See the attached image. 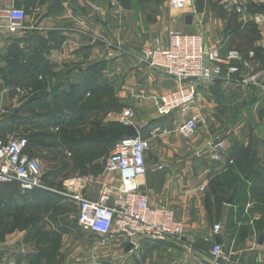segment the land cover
Masks as SVG:
<instances>
[{
  "label": "crops",
  "instance_id": "obj_1",
  "mask_svg": "<svg viewBox=\"0 0 264 264\" xmlns=\"http://www.w3.org/2000/svg\"><path fill=\"white\" fill-rule=\"evenodd\" d=\"M14 1L2 0V5L13 7ZM22 1L28 13L26 30L10 38L0 33V57L7 56L17 41L28 57L31 51L42 53L49 63L46 73L52 71L54 75L39 80H46L50 89L58 84L65 86L67 81L69 87L86 81L92 86L115 84L122 110H133L135 124L131 126L142 136L139 126L158 118L154 98L179 86L176 80L138 60L145 46L164 47L168 43V5L161 8L155 24H149L135 0H130L129 10L123 8V0ZM254 1L264 5V0H237L246 10L244 15L232 8L238 14L235 18L240 31L255 25L248 11ZM229 6L223 0H209L203 11L197 7L202 24L188 14L175 28L188 34L203 33L207 50L216 49L222 55L239 51L244 58L251 54V71L242 69L229 77L223 66L215 81H196L198 95L188 117L199 116L207 124L186 139L178 133L176 122L174 130L153 141L146 155L142 191L152 207L174 209L191 234L182 242L144 240L138 249L128 251L129 243L121 237H100L78 228L63 232L62 227H55L60 239L43 240L49 228L32 223L23 228L0 227V264H148V260L150 264H212L208 252L217 244V238L227 251L235 253L240 264H264V53L245 50L248 47H239L235 42L228 18L215 10H228ZM189 15L193 17L191 25L185 23ZM259 34L261 40L256 47L264 41V34ZM118 40L122 50H113L109 45ZM118 51L121 54L113 57ZM232 64L240 65L238 61ZM42 66L31 62L23 66L0 64V75L5 71L34 72ZM7 82L2 86L10 88L13 81ZM28 85L27 95L34 89ZM20 86L13 85L9 96L21 91ZM21 97L16 94L9 98L15 109L0 111V122L28 99L23 101ZM103 100L108 97L104 95ZM122 110H107V120L122 123ZM160 118L168 122L177 117ZM8 137L10 134L2 139ZM100 187L92 184L83 194L95 199ZM216 224L223 228L220 235L213 233ZM79 237L80 242L75 240Z\"/></svg>",
  "mask_w": 264,
  "mask_h": 264
},
{
  "label": "built area",
  "instance_id": "obj_2",
  "mask_svg": "<svg viewBox=\"0 0 264 264\" xmlns=\"http://www.w3.org/2000/svg\"><path fill=\"white\" fill-rule=\"evenodd\" d=\"M223 1L233 5L231 7L238 14H245L246 10L237 0ZM168 7L174 16V23L188 14L197 18L199 24L203 23L202 18L198 17L196 0H168ZM26 20L24 9L5 7L0 0L1 34L16 35L24 29ZM253 22L264 34V13L254 14ZM167 35L166 46H145L139 60L179 83L178 87L155 97L154 105L159 117L176 116L178 133L190 139L207 124L199 116L188 117L198 95L195 82L215 81L221 76L223 66L227 67L229 77L240 74L242 69L251 71L252 55L244 58L239 51L222 55L216 49L207 50L203 33L188 34L169 29ZM235 61L240 65H233ZM133 117L132 109H124L121 121L129 127ZM167 134L168 130L164 127L156 126L145 138L140 135L134 138L125 136L110 152L102 176L75 178L61 190L52 189L46 184L42 162L28 154L29 142L26 138L11 136L0 139V186H16L22 193L44 190L59 194L76 205L74 219L83 233L100 237L118 236L133 244L134 249H138L144 240L182 242L191 234V229L174 209L152 207L148 196L142 191L147 173L146 155L151 151L153 141ZM215 159L219 160L220 157L216 156ZM92 184L101 186L95 199L83 194V190ZM222 229L221 225L216 224L213 233L220 235ZM208 255L212 264H240L235 253L227 251L222 244H214Z\"/></svg>",
  "mask_w": 264,
  "mask_h": 264
},
{
  "label": "rangeland",
  "instance_id": "obj_3",
  "mask_svg": "<svg viewBox=\"0 0 264 264\" xmlns=\"http://www.w3.org/2000/svg\"><path fill=\"white\" fill-rule=\"evenodd\" d=\"M199 1V0H197ZM213 1V0H212ZM219 1V0H217ZM113 2V1H112ZM135 2L138 5V10L141 11L142 15L144 16L145 20L149 23V24H155V21H157V14L159 13V11H161V8L166 5H168V0H135ZM202 2V0H201ZM199 3V7H202L200 11H203L206 7L205 5L209 6V0H203V3ZM198 3V2H197ZM112 5V3H111ZM216 5V2H213V6ZM256 5V9H263L264 10V5L257 3V2H253L254 6ZM113 6V5H112ZM248 7V6H247ZM169 8V7H168ZM217 11V13L219 14V16L221 17H233L236 16L232 7H228V10H223V9H215ZM235 10V9H234ZM258 13H261L260 11H256ZM237 14V13H236ZM257 14V13H256ZM238 15V14H237ZM173 14L172 12L169 11L168 13V30L169 28L175 31H178L175 26L177 24V22H179L180 20H178L176 23H174V21L172 20ZM102 28V27H101ZM25 29V26H24ZM94 28H91L90 31H92ZM250 29V28H249ZM26 30V29H25ZM24 30V31H25ZM23 31V30H22ZM113 31V28H112ZM21 33V32H18ZM16 33V35L18 34ZM261 40V38L259 39ZM258 40V41H259ZM115 43V42H114ZM114 43H110V47L114 50V48H117V50H122V44L121 41L118 40L117 44ZM257 50L263 51V44L262 46H257L256 48ZM8 53H9V49H8ZM25 49L22 48L20 46L19 43L16 44V48L14 50L11 51L10 53V57L9 56H1V60H0V64H8V63H23L24 59H26L25 56ZM120 51H118L117 53L112 54L113 57H116V55H120ZM139 60V59H138ZM10 61V62H9ZM140 61V60H139ZM116 61H114L115 63ZM23 68V67H22ZM26 71V70H25ZM17 74V73H16ZM16 74L10 73V72H3L0 75V78L4 81L1 82L2 80H0V111H12L13 109H15L14 107L16 106L15 104L12 103V105L9 103V98L12 96H15L16 94L20 96H22L20 99H22L23 101L26 100L27 98L32 97V94L30 93L29 95H27V91L26 89H21V91H14V94L10 95V88H8L6 85L2 86L4 84H6L7 80L9 79V81H18V77ZM40 84H38L39 87ZM69 82H66V85L64 86V88L68 89L71 88L69 87ZM105 88H108L109 91V87L110 85L104 86ZM43 88V86H42ZM45 91L47 92L46 88H44ZM48 94H50V92H47ZM118 92H117V87L114 84L111 87V90L108 92L107 97L108 101L110 102L109 104H106V110L108 108V106H110L112 109V113L114 112H120L123 108H122V102L119 101L118 97ZM9 96V97H8ZM62 101L63 98H61ZM61 100H53L52 97L48 98V102L52 104V106L57 109V113L63 115L64 113H66L65 111L62 113V110H60L61 108L63 109ZM103 100V97H102ZM22 101V102H23ZM13 102V101H12ZM17 102L18 99H17ZM121 102V103H120ZM128 107H130V105H128ZM52 108V107H51ZM53 109V108H52ZM35 110H37V108L33 107L32 108V112ZM50 109H42V114L47 113L46 111H49ZM54 110V109H53ZM51 111V110H50ZM123 112V110H122ZM157 114V112H156ZM141 115H145V114H141ZM158 115V114H157ZM114 116V115H113ZM151 116V115H150ZM149 116V117H150ZM148 117V116H146ZM148 117V118H149ZM116 118V117H115ZM147 119V118H146ZM178 119L177 118H172L171 121L167 122V119H162L159 117L155 119V120H146L143 122L141 129V132L143 133V135L141 137L145 138L148 135V132L152 129L155 128L153 126L155 125H162V127H164L167 130H174V128L176 127L175 124ZM68 119H66L65 122L62 123V125H60L59 127H63L62 130L64 129H69V128H75L78 127L80 124L77 123L75 125H68ZM93 121H98L99 124L100 122L103 125H107V123H114V122H118V121H114V120H107V115L106 113H100L99 115H91L87 118L86 120V124L88 125V128L85 129V133L91 131L92 127H93ZM132 124H135V119H131ZM120 123V122H118ZM61 124V123H59ZM121 124V123H120ZM82 126V125H81ZM175 126V127H174ZM47 129L45 128L48 132L51 131V133L53 132H57V129ZM152 127V128H151ZM29 127V125L27 126H23V127H18L16 129L15 132H7L10 134V136H14V137H23V136H29L31 131H35L37 128H32ZM172 128V129H170ZM40 130L44 129V128H39ZM111 130L106 129L107 131H115L114 128H109ZM98 130V129H97ZM95 131L93 135H97L98 131ZM27 136V138H28ZM107 138H111L110 136H106ZM114 144V143H113ZM112 145H110L108 148L104 149L103 145H99L98 147H94L93 149H91V151L88 152V154H83L84 156H82V153H78V155H66V160H69L70 163H73L74 159H78L80 157L85 158L86 160L89 159H94L95 161H93V163L89 164V162L80 161L78 162V165L72 167V165L70 166L69 169H71L70 171L67 170L63 173H59V169L62 167L60 166L62 162H64V155L65 153H63V151L59 152L58 150H53L50 148H46L44 150V152H40L39 150L37 151H33V146H30L29 149V153L31 154V152L33 151L34 156H36L37 158H39L42 162V165L44 167V171L45 173L48 175L50 173V175L47 176V183L50 185H48L49 187H51L52 189L55 190H59L58 188L61 187V189H63L64 185L67 184L69 182L68 185H70L71 180L78 178V177H84V176H95L98 177L99 175H102V173L104 172V165H105V161L106 159L109 157L111 149H112ZM153 144V143H152ZM104 149V150H103ZM103 150V151H102ZM93 155H91V154ZM41 154V155H39ZM55 154L57 156V162L59 165H57V162H50L45 160V155H53ZM95 155V156H94ZM42 157V158H41ZM55 166H58L57 168H55L57 170V173H55L54 171L56 170H52ZM55 173V174H53ZM45 174V175H46ZM57 186V187H53ZM4 191V190H3ZM6 193H4L3 197H2V201L0 202V227H18V228H23L26 227L25 222H32L33 225H37V227H45V228H49L47 235L53 239H60V232L57 234L54 232V228L55 227H62L61 229H63L65 231H69L70 229H75L79 227L76 224V220L74 219V215L76 214V210L77 207L74 203H72L69 199L67 198H56L52 195H40L39 193H30V194H24L21 192V194H23L24 196H22L20 193H18L16 190H12L9 188L5 189ZM23 197V198H22ZM5 198V200H4ZM16 204V206H14L12 208V205ZM13 209H18L17 211H15L16 213L12 212ZM50 227L52 230H50ZM70 232V231H69ZM88 234V233H86ZM75 239V238H74ZM91 239V237H90ZM75 240H78V242H80L82 240V238H76ZM98 240L97 238H95V241ZM98 242V241H97ZM78 245V244H77ZM57 250H59V246L56 247ZM151 260H148V264H150Z\"/></svg>",
  "mask_w": 264,
  "mask_h": 264
},
{
  "label": "trees",
  "instance_id": "obj_4",
  "mask_svg": "<svg viewBox=\"0 0 264 264\" xmlns=\"http://www.w3.org/2000/svg\"><path fill=\"white\" fill-rule=\"evenodd\" d=\"M200 2L201 0L199 1L196 0V4L199 11L202 8L198 6ZM201 3L204 4L203 0ZM24 11L26 12V14H28L25 9ZM248 11L253 15L258 13L256 11H260L261 13H264L263 9L257 10L256 6H251V7L249 6ZM228 20L230 23L229 24L230 29L234 32L233 39L235 40V42L236 41L238 42V46L239 47L241 46L243 48L248 47L245 48V50L253 49L254 51H256L257 47L255 46V44L261 38V35L259 34L260 32L258 31L256 25L253 24L249 25L247 28L245 27L244 30L240 31L239 26L237 27V21L235 16L231 18L228 17ZM17 43L19 42L18 41L15 42V44L11 48H9V54L7 56L9 57L11 56L10 53L12 50L16 48ZM31 53H32L31 57H28L27 53H25L24 57H26V59H24L23 63H17V65L23 66L24 63L31 62L32 64L38 63V64H42L43 66L42 68H40V70L35 69L37 71L34 72L25 71V72H16L17 74L13 73L17 75L18 81L10 82V85L12 83V86H10V88L13 87V85L14 86L21 85L20 87L25 89L28 88L27 85L29 84L28 86L29 87L32 86L34 89L33 91H31L32 97L28 98L25 102H23L20 107H18L15 111H13V113L9 115L7 118H5L6 120L4 119L3 121L0 122V128L2 130V131L0 130L1 139L2 137H5L6 134H9L10 132H15L18 127L29 125V127H31L30 129L32 128H37V129L35 131H31L30 135L29 136L27 135L28 138L27 136H23V138H26L29 142V148L27 152L29 153V149L31 145L33 146V151L39 150L40 152L42 151L44 152L46 148L58 150L59 152L63 151V153H65L63 157L64 162H62L60 165L62 167L59 169L58 171L59 173H63L67 170L70 171L71 169L69 168L71 165L72 167H74L78 165V162L83 160L85 161V163L86 162H89V164L93 163V161H95L94 159L86 160L83 157L79 158L80 161L78 159H74L73 163H70V161L66 160L65 158L66 155L68 156V154L74 156V155H78V153L79 154L82 153V156H84L83 154H88V152L91 151V149H93L95 146L98 147L100 144L103 145L105 149L114 143L112 146L113 148L117 142H119L126 136V132L128 130L127 126L124 125L123 123L120 124L118 122L107 123V125H103L101 122L99 124L98 121H93V127L91 131L85 133V129L88 128V125L86 124V120L89 116H91L92 114L99 115L100 113H106L107 110L112 109L110 106H108L106 110L105 106L110 102L102 100V97L104 98V95L107 96L108 92L111 90V86L109 87V91H108L107 87L105 88L104 86H100V85L92 86L88 84V81H86L85 83H82L78 86L77 85L71 86V88L68 89L64 88V85L62 84L53 86L50 89L46 86L48 84L47 83L45 84V82H47L46 80L45 82L39 80L41 76H43V78L47 76V78L49 77L50 79L53 77L54 73L52 71L46 73V69H48L49 63L45 60L43 55H41L42 53L39 54L37 51L35 52L31 51ZM8 64H15V63H8ZM35 79L36 80L38 79L37 82H35ZM32 81H34L35 83L31 85ZM18 82L20 85H17ZM38 84H40L39 87ZM44 88H46L47 92H50V94H48ZM12 89L15 90L16 87ZM50 97H52L53 100H58V99L61 100V98H63L64 101L61 100L63 109L61 108L60 110H62V113L66 110L65 111L66 113H64L63 115L57 113L58 110L55 109L51 103L48 102V98ZM33 107L37 108L35 112L34 111L32 112ZM46 108L50 109L51 111L49 110L46 111L47 113L42 114V109L45 110ZM66 119L69 120L68 125H75L77 123L79 124L81 123V124L75 128H69V129L67 128L65 130L64 129L62 130L63 127H59V126L62 125V123L65 122ZM58 127L59 129H57V132H53V133H51V131L48 132L45 129V128L55 129ZM39 128L41 129L44 128V129L40 130ZM109 128H114L115 131H107L106 129L111 130ZM96 130L98 131V134L93 135ZM2 132H6V134ZM106 136H110L111 138H107ZM33 151L29 155L31 157L37 158L36 156H34L36 154H34ZM43 158H45V160L50 161L52 163L57 162V156L55 154L45 155V157ZM57 165H59L58 162ZM57 167L58 166H55L52 170H56L55 168ZM54 172L57 173V170ZM48 175H50V173ZM48 175L46 174L44 177V180L47 185H49L46 180ZM53 187H57V186L53 185ZM6 188L16 190L18 193L21 194V191L16 186H0V195L2 197L4 193H6L5 191ZM58 189L61 190V187H59ZM30 193H39L42 196L52 195L56 198H62V196L59 194L44 190H34L32 192H28L24 194H30ZM21 195L24 196L23 194ZM14 206H16V204L12 205V208ZM17 210L18 209H13L12 212L16 213L15 211ZM29 223L32 222H25L26 227H28ZM50 238L51 237H49L47 234H45L42 237L43 240L45 239L50 240Z\"/></svg>",
  "mask_w": 264,
  "mask_h": 264
},
{
  "label": "water",
  "instance_id": "obj_5",
  "mask_svg": "<svg viewBox=\"0 0 264 264\" xmlns=\"http://www.w3.org/2000/svg\"><path fill=\"white\" fill-rule=\"evenodd\" d=\"M122 5H123V8L126 10H129L131 8L130 0H123ZM13 8L14 9H23V1L22 0H15L14 4H13ZM192 20H193V17L191 15H189L185 18V23L187 25H191ZM7 36H8V38L11 37V35H7ZM128 128L129 129H128V132L126 134V137L134 138V137L138 136V132L136 131V129L133 126H129ZM217 244H221L220 238H217ZM133 249H134V245L129 244L127 250L130 251Z\"/></svg>",
  "mask_w": 264,
  "mask_h": 264
}]
</instances>
